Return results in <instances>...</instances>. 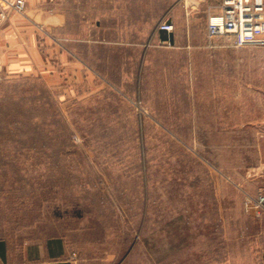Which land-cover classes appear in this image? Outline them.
I'll use <instances>...</instances> for the list:
<instances>
[{"label":"rangeland","instance_id":"1","mask_svg":"<svg viewBox=\"0 0 264 264\" xmlns=\"http://www.w3.org/2000/svg\"><path fill=\"white\" fill-rule=\"evenodd\" d=\"M182 1L207 45L219 0ZM153 5L156 27L170 14ZM143 44L137 67H92L89 86L0 81V238L31 253L60 238L70 264H264V212L244 204L264 192L262 97L229 111L241 101L210 52L194 59L152 33Z\"/></svg>","mask_w":264,"mask_h":264},{"label":"crops","instance_id":"2","mask_svg":"<svg viewBox=\"0 0 264 264\" xmlns=\"http://www.w3.org/2000/svg\"><path fill=\"white\" fill-rule=\"evenodd\" d=\"M25 2L23 15L10 11L0 25V81L20 74H48L49 83L63 78L65 84L89 86L88 69L92 67H137L141 60L139 55L149 50L144 49L143 43L152 33L153 39L171 41L194 59L205 52L215 57L214 61L210 60V65H220L222 75L219 76L229 84L225 88L229 90V100L241 101L229 111H249L251 93L264 101V75L256 69L257 75L253 73L251 77L250 70V63L260 60L264 70V47H236L225 37L220 38L227 43H216L213 47L198 44L192 37L195 18L189 17L195 8L185 1L50 0V9L44 6L43 0ZM155 3L158 5L156 10L169 11L170 15L166 17L174 25L172 32L158 30V22L152 27L156 14L148 10ZM183 12L187 15V23L182 33L179 25ZM202 20L206 22L205 18ZM122 44L125 46L120 47ZM194 63L199 67L205 62L197 60ZM13 249L9 239L2 235L0 264H70L66 246L60 238L49 239L45 247L40 239L37 240L32 253L26 251V247L16 252Z\"/></svg>","mask_w":264,"mask_h":264},{"label":"built area","instance_id":"3","mask_svg":"<svg viewBox=\"0 0 264 264\" xmlns=\"http://www.w3.org/2000/svg\"><path fill=\"white\" fill-rule=\"evenodd\" d=\"M25 0H0V25L10 11L21 13ZM157 29L172 32L174 25L165 17ZM220 37L229 39L233 46L257 45L264 47V0H219L208 8L206 17L207 46L213 47ZM170 45V41H162ZM245 208L256 215L264 212V192L256 198H246Z\"/></svg>","mask_w":264,"mask_h":264}]
</instances>
